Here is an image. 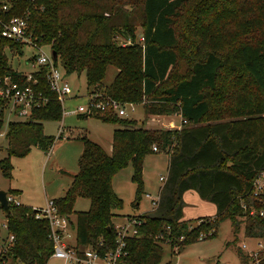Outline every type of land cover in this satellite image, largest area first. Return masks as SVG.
I'll list each match as a JSON object with an SVG mask.
<instances>
[{
	"label": "trees",
	"instance_id": "1",
	"mask_svg": "<svg viewBox=\"0 0 264 264\" xmlns=\"http://www.w3.org/2000/svg\"><path fill=\"white\" fill-rule=\"evenodd\" d=\"M226 1L37 0L36 8L30 9L33 40L55 51V64L65 77L84 74L89 93L141 104L146 117L179 114L185 121L180 129H150L133 118L92 114L117 126L111 153L83 137L78 171L64 194L52 199L71 225L69 215L76 199L89 200V208L76 212L72 226L77 245H93L100 238L109 246L113 243L114 218L121 216L123 200L112 180L131 165L136 185L133 205L139 203L144 160L156 152L154 147L168 154L166 181L158 207L132 215L141 223L127 240L123 259L127 264H160L164 245L173 248L194 242L201 233L211 237L220 220L236 221L244 215L241 204L252 203L253 179L264 170V28L259 29L255 0L232 2L238 25L248 26L228 31L223 24L216 25L223 16L230 19ZM260 2L258 15L264 17ZM10 3L13 14L29 7L26 0ZM247 27L253 34L246 33ZM21 48L0 37V78L9 76L32 86L46 102L25 120L8 122L6 150L15 156L25 155L31 145L50 147L54 138L44 135L42 122L62 117V105L48 86L45 67L32 73L36 80L32 83L11 65L5 50L14 54ZM179 60L184 62L182 74L160 90ZM108 66L116 74L104 86ZM2 116L0 112V127ZM0 170L9 176L6 158L0 159ZM189 189L215 204L214 217H184L182 194ZM5 218L7 235H13V240L6 242L2 258L9 257L14 264L44 263L52 252L47 221L35 218V210L24 205L10 206ZM244 219L247 236L264 237V220ZM244 264H250L246 257Z\"/></svg>",
	"mask_w": 264,
	"mask_h": 264
},
{
	"label": "rangeland",
	"instance_id": "2",
	"mask_svg": "<svg viewBox=\"0 0 264 264\" xmlns=\"http://www.w3.org/2000/svg\"><path fill=\"white\" fill-rule=\"evenodd\" d=\"M253 1L255 7V16L260 24L259 29L264 28V17H260V2ZM233 0H227L225 11L230 12V19L223 16L219 20L220 25L223 24L224 30L234 31L248 25H238L237 16L233 11ZM228 3V4H227ZM264 5V0H263ZM264 10V8H263ZM223 12L222 10L219 11ZM258 15V16H257ZM264 15V13H263ZM250 26V25H249ZM252 28V27H251ZM250 28H246L248 35L253 34ZM253 29V28H252ZM241 32V31H240ZM137 40H141V29H136ZM49 51V47H45ZM9 57L10 63L14 68L28 72L33 68L28 63L29 59L34 57L38 51L30 46H22L18 53H10L9 49L5 50ZM184 70V62L179 60L177 69L172 71L168 82L161 86L160 90L171 86L178 75ZM116 69L108 66L102 85H108L114 78ZM71 88V93L63 102L65 111L60 120L48 119L42 122L43 133L48 138H54L57 130L62 124L63 132L61 137L52 142L47 149L31 145L29 151L23 156L9 155L6 150L7 143V127L8 122L12 120H25L18 118L10 113V102L3 103L2 119L3 123L0 127V159L6 158L10 165V174L5 176L0 170V189L5 191H16L19 193L17 199L24 206L32 208H43L48 200L56 199L64 194V191L70 184L72 176L78 171V159L82 151V138L98 143L103 150L111 153V139L113 129L117 126L113 124H101L96 121L93 115L91 118H85L78 113H72L78 106H84L88 99V89L84 74H72L66 77ZM124 109L126 116L124 118L135 119L137 123L150 129H180L184 123L178 114L170 116H149L144 114L141 104H125ZM175 123V127L173 126ZM121 127V126H119ZM55 139V138H54ZM168 154L163 151H156L145 158L142 170V179L147 184H159V176L166 172ZM132 167L127 165L118 172L112 181V186L117 195L123 200V207L118 211L119 215L114 218V224H121L128 215H140L149 213L150 205L144 197V192L150 189L143 185L140 193L139 204L133 205L135 200L136 185L131 180ZM186 211L189 214H200L207 217L209 213L215 215L214 207L207 201L199 202L198 194L194 190H190L186 196ZM37 206V207H34ZM89 208V200L85 198H77L74 204V213L69 215L73 225L76 222V212L84 211ZM6 221L5 215L0 208V253L6 246L7 230L2 226V222ZM71 233L70 244L74 245V231ZM74 238V239H73ZM246 245L247 250L255 249L256 237H249L245 234V219L237 217L236 221L230 218L222 219L218 222L214 235L204 237L194 242L182 244L180 246L170 245L163 246V254L160 264H244V257L248 262L250 259L246 256V251L241 248L242 244ZM175 260L173 261V259ZM0 264H14L7 257L2 258L0 254ZM48 264H63L60 259L51 258Z\"/></svg>",
	"mask_w": 264,
	"mask_h": 264
},
{
	"label": "built area",
	"instance_id": "3",
	"mask_svg": "<svg viewBox=\"0 0 264 264\" xmlns=\"http://www.w3.org/2000/svg\"><path fill=\"white\" fill-rule=\"evenodd\" d=\"M26 2L29 4L28 8H25L18 14H13L10 0H0V37L22 46H30L38 51L28 61L33 69L28 72L23 71L22 74L26 78V81L35 83L36 80L32 73L40 67H45L48 86L56 94L57 100L61 103L63 115L65 111L63 102L71 93V88L62 70L55 64L51 50L46 51L45 47L47 46H40L33 40L28 21L30 9L36 8L37 0H26ZM5 102H10L11 114L18 118L26 119L34 108L46 102V97H43L41 92L36 91L32 86L28 84L23 85L12 80L9 76H4L0 78V112H2L3 103ZM125 104L100 92L89 93L86 104L78 106L72 113L87 116L94 113H112L124 117L126 116ZM182 122L185 123L184 120ZM62 132L63 126L61 124L57 130V135L54 137V141L61 137ZM154 150L157 151L155 147ZM166 176H159L158 179L161 185L155 193H144V197L149 202V211L151 212L159 205L161 188L166 181ZM17 196L16 194L7 192L6 197L9 207H19L22 205ZM249 196L252 199V203L241 204L244 213L243 218L252 216L264 220V170L258 172L254 177ZM33 209L35 210V218L47 221L48 238L52 243V252L42 264H48L51 258L60 259L63 261V264H127L123 261L127 256V240L136 234V227L141 223L136 218L137 215L127 216L124 218L123 223L114 224L115 236L110 246L107 245L103 238H100L93 245L81 246L75 242L74 245L70 244V221L68 217L58 212L53 200H48L43 208ZM2 226L7 230L6 221L2 222ZM203 237L204 234L201 233L199 239ZM181 239L183 238L181 237ZM6 240L10 243L13 240V235H9ZM241 248L246 251L250 264H257L264 260V237H256L255 249L247 250L244 243L241 245Z\"/></svg>",
	"mask_w": 264,
	"mask_h": 264
},
{
	"label": "crops",
	"instance_id": "4",
	"mask_svg": "<svg viewBox=\"0 0 264 264\" xmlns=\"http://www.w3.org/2000/svg\"><path fill=\"white\" fill-rule=\"evenodd\" d=\"M88 100V99H87ZM179 115V114H178ZM91 118V115H89V116H85V118ZM92 118H94L96 121H98V122H100L101 124H103V125H105V124H113V123H109V122H103V121H101L100 119H98V118H95V117H92ZM148 118V117H147ZM179 118L181 119V117H180V115H179ZM113 125H115V124H113ZM116 126V125H115ZM173 126L175 127V123H173ZM116 128V127H115ZM114 128V129H115ZM114 129H113V131H114ZM168 129H171V128H168ZM175 129V128H174ZM112 135H113V132H112ZM59 139V138H58ZM112 140V139H111ZM53 144H54V142H53ZM168 157V156H167ZM145 161V160H144ZM167 168H168V159H167V166H166V172H165V174L164 175H167ZM113 181V180H112ZM143 185H145V186H147L149 189H150V191L149 190H146L145 192H151V193H155L158 189H159V187H160V185H161V183H159V184H154V185H150V184H147V182L146 181H144V179H143ZM190 190H193V189H189V190H186L183 194H182V200H183V213H184V217L185 218H187V219H192V218H200V217H203L202 215H200V214H197V215H195V214H189L186 210V207H187V205H186V201H185V199H186V196H187V194H188V192H190ZM195 191V190H194ZM144 192V193H145ZM196 193H197V191H196ZM198 194V193H197ZM17 195L19 196V193L17 192ZM198 198H200V196H199V194H198ZM201 200H203L202 198H200V201L199 202H203V201H207V200H203V201H201ZM207 202H209L213 207H214V213L216 214V206H215V204L214 203H212V202H210V201H207ZM139 203H137V205H138ZM136 205V204H135ZM34 207H37V206H34ZM207 217H214V214H211V213H209L208 215H206ZM73 224L69 227L70 228V230H69V232H72V231H74L73 230ZM7 238V237H6Z\"/></svg>",
	"mask_w": 264,
	"mask_h": 264
},
{
	"label": "water",
	"instance_id": "5",
	"mask_svg": "<svg viewBox=\"0 0 264 264\" xmlns=\"http://www.w3.org/2000/svg\"><path fill=\"white\" fill-rule=\"evenodd\" d=\"M51 55L53 57V59H55L56 57V53L55 51H51ZM7 191L0 189V208L1 210L4 212L5 215H7L10 212V207H9V203L7 201ZM137 205V203H136ZM175 260V258L173 259V261Z\"/></svg>",
	"mask_w": 264,
	"mask_h": 264
}]
</instances>
